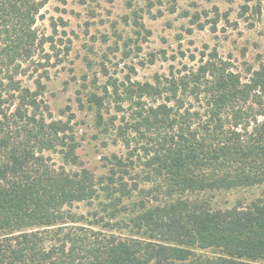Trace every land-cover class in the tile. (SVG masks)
I'll return each mask as SVG.
<instances>
[{"label": "trees", "instance_id": "trees-1", "mask_svg": "<svg viewBox=\"0 0 264 264\" xmlns=\"http://www.w3.org/2000/svg\"><path fill=\"white\" fill-rule=\"evenodd\" d=\"M45 2L0 0V264L264 261V190L227 208L198 195L264 185V67L244 77L210 51L152 81L109 78L88 99L125 151L103 156L102 174L68 171L48 153L77 161L70 106L55 118L22 83L51 58L35 26Z\"/></svg>", "mask_w": 264, "mask_h": 264}, {"label": "rangeland", "instance_id": "rangeland-1", "mask_svg": "<svg viewBox=\"0 0 264 264\" xmlns=\"http://www.w3.org/2000/svg\"><path fill=\"white\" fill-rule=\"evenodd\" d=\"M257 2L46 0L35 26L53 38L45 45L51 56L47 72L22 76V83L40 90L55 118L65 119L69 111L63 110L70 106L77 141L76 162L65 161L56 151L48 153L51 161L68 171L85 167L102 174L101 158L125 151L95 128L93 103L88 99L100 94L109 78L152 81L184 64H196L210 51L229 60L244 77L247 68L264 67V9L254 11ZM37 74L41 75L38 81ZM263 190L264 185H255L198 195L207 206L227 208L255 201ZM92 208L83 202L72 205V210L82 213Z\"/></svg>", "mask_w": 264, "mask_h": 264}]
</instances>
